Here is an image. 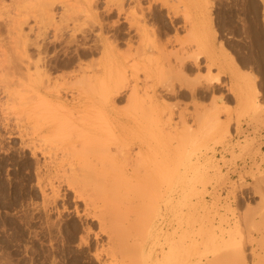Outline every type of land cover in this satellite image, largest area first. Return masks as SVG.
<instances>
[{"label":"rangeland","instance_id":"rangeland-1","mask_svg":"<svg viewBox=\"0 0 264 264\" xmlns=\"http://www.w3.org/2000/svg\"><path fill=\"white\" fill-rule=\"evenodd\" d=\"M229 1L0 0V264H264V0ZM141 144L123 252L98 209L137 197Z\"/></svg>","mask_w":264,"mask_h":264},{"label":"bare ground","instance_id":"bare-ground-1","mask_svg":"<svg viewBox=\"0 0 264 264\" xmlns=\"http://www.w3.org/2000/svg\"><path fill=\"white\" fill-rule=\"evenodd\" d=\"M204 1V0H203ZM206 1V0H205ZM221 1V0H220ZM231 1V0H230ZM229 1V2H230ZM233 1V0H232ZM25 2H27V0H25ZM218 3H219V1H218ZM216 4V3H215ZM221 4V3H220ZM232 4H234V3H232ZM207 5V4H206ZM210 5V4H209ZM216 5H218L219 6V4H216ZM217 6V7H218ZM206 7V6H205ZM226 7V6H225ZM224 7V8H225ZM229 7V6H228ZM227 7V8H228ZM18 8H19V10L20 11H22V9H23V5H22V3L21 2H19V5H18ZM49 9V8H48ZM210 9V8H209ZM248 9V8H247ZM240 10V9H239ZM120 12H121V10H119ZM23 12V11H22ZM47 13V17L49 18V19H52V18H55L54 16H53V11H52V8H51V10L50 11H47L46 12ZM217 13V14H216ZM215 13V15H216V19H215V23H216V27H217V30H218V34H221L222 32H223V29H224V21H223V19H224V12H223V9H222V7H218V9H217V12ZM230 14V13H229ZM232 14V13H231ZM203 15H204V13H203ZM205 16V15H204ZM233 18V17H232ZM199 19V18H198ZM13 20V23H12V26H13V30H12V27H11V30L13 31V32H16V28L17 27H15V25H16V22H15V18H13L12 19ZM19 20H20V22H21V24L23 23V24H27V22H28V18H27V15H25V14H22V15H20L19 16ZM172 21V20H171ZM227 21V20H226ZM232 21V20H231ZM242 21V20H241ZM190 24H192V23H190ZM225 25H227V24H225ZM171 26H172V24H171ZM231 26H232V24H231ZM244 26V25H243ZM174 27V26H173ZM172 27V28H173ZM246 27V26H245ZM102 28V27H101ZM232 28V27H231ZM175 29V28H174ZM21 30H22V28H21ZM192 30V29H191ZM228 30L230 31V32H228V33H231V34H229V35H232V33L233 32H231L232 30H230V28H228ZM227 30V31H228ZM235 30V29H234ZM240 30V29H239ZM246 30V29H245ZM258 30V29H257ZM141 31V30H140ZM222 31V32H221ZM12 32V33H13ZM137 32V31H136ZM253 32V31H252ZM261 32V31H260ZM138 33V32H137ZM192 33H193V31H192ZM203 33V32H202ZM262 33V32H261ZM139 34V33H138ZM226 34V33H225ZM234 34V33H233ZM245 34V33H244ZM140 35V34H139ZM141 35H142V32H141ZM141 35H140V37H141ZM194 36V35H193ZM223 36H225V35H223ZM222 36V37H223ZM219 37H221V36H219ZM143 39V38H142ZM219 39V38H218ZM222 43V42H221ZM184 44V43H183ZM222 45V44H221ZM220 45V46H221ZM254 45V44H253ZM155 47V46H154ZM153 47V48H154ZM160 48H161V46H160ZM163 48V47H162ZM185 48V47H184ZM223 48H224V46L222 45L221 46V48L219 49V48H217L219 51H218V57L217 58H213L214 60H208V63H210V61H211V63H213L214 65H216V67L218 66L219 68H222V73H224V74H230L231 75V79H232V89H231V91H232V93H233V95L235 96V98H237V99H242V98H245V96L247 95V91L245 90V86H244V84H245V79H244V77L242 76V74L239 72V71H237V70H230V68H229V70L228 69H226L227 68V66L229 65H226L224 62H222V59H224L225 57H224V52H225V50H223ZM200 49V48H199ZM155 50H156V48H155ZM198 50V49H197ZM199 54L200 55V51L199 52H196L195 54ZM227 55V54H226ZM254 55V54H253ZM246 58V57H245ZM194 59V60H193ZM192 60L193 61H195L196 60V57L195 58H192ZM197 60H198V58H197ZM196 60V61H197ZM226 60V59H225ZM195 61V63H194V65L196 66V67H199L200 66V64H199V62L197 61L196 62ZM254 61V60H253ZM184 62V61H183ZM182 62V68L186 71H192L193 72V67H190V65H188V64H184ZM226 62L228 63V61L226 60ZM207 63V64H208ZM251 65V64H250ZM262 65V64H261ZM193 66V65H192ZM194 66V67H195ZM210 67V66H209ZM244 67V66H243ZM200 68H201V66H200ZM210 68H212V67H210ZM233 69V68H232ZM199 70V69H198ZM255 80V79H254ZM249 81V80H248ZM255 83V82H254ZM249 84V83H248ZM251 85V84H250ZM254 85V84H253ZM252 85V86H253ZM163 86V85H162ZM249 86V85H248ZM166 86H164V89H166V90H168V88L169 87H167V88H165ZM163 88V87H162ZM170 88H172V87H170ZM170 88H169V90H170ZM194 89V88H193ZM158 89H154V91H153V93H154V97H159V95H158V91H157ZM169 90H168V92H169ZM192 90V89H191ZM190 90V91H191ZM251 90V89H250ZM173 91V89L171 90V92ZM194 91V90H193ZM192 92V91H191ZM190 92V93H191ZM195 92V91H194ZM174 93V92H173ZM193 94H196V93H193ZM185 96V95H184ZM160 98V97H159ZM155 99V98H154ZM158 99V98H157ZM238 100V101H239ZM63 105V104H62ZM171 123H172V116H170L169 118H168V120H167V122L166 121H164V120H162V119H159V121L157 122V125H158V127H160V125L161 126H164V124H165V126L166 125H171ZM155 141L159 144V145H165V141H162L161 140V138L160 137H158L157 139L155 138ZM145 144H141V148H140V152L136 155H134V154H130V153H127L126 154V156H124V161H125V164H126V167H125V175L127 176V178L125 179V181H122L120 184H119V187L121 188V189H125L126 190V188H134L136 191H137V197L136 198H133V199H128V201L126 200V201H120V199H119V201L118 202H107V203H105L104 204V207H102V209L100 208V209H98L99 210V213H100V215L99 216H101V220H104L105 221V219H106V222H109L110 221V223L112 224V229L113 230H111V231H109L110 233H111V237H110V240H111V242H113L114 241V243H115V241L117 242L116 243V245H114V243H111L110 242V240H109V242L111 243V244H113L114 246H116V247H118L119 248V250H121L122 249V247H121V245H120V242H122L123 241V243H122V246L123 245H125V241L124 240H126V238H127V241H126V243H127V245H125L124 247H128V243H131L130 241H132V239L134 240L135 238H139V239H141V237H145V235H144V233H146L147 231H148V229L147 228H149V227H145L146 228V230L144 229V226L142 225V223H141V219H142V215L145 213H141V211H142V209L147 205V200H149L148 199V197H150L151 195H152V193L149 195V193H150V191L152 190V191H156L157 189L154 187V188H152L151 190H150V186H148L147 184H149L148 182H146V181H143V182H141V183H138V181L135 179V177L137 176V172H136V170L134 169V165H135V158H139V157H145L146 155H145V153L143 152V150H144V146ZM144 172V174L145 175H151L152 173L149 171V170H145V171H143ZM152 184V183H151ZM152 187V186H151ZM114 192H117L115 189H114ZM134 193V192H133ZM135 194V193H134ZM136 195V194H135ZM116 196V195H115ZM114 196V197H115ZM154 196V195H153ZM153 196H151V197H153ZM124 197L126 198L127 196H125L124 195ZM123 197V198H124ZM131 197H133V196H131ZM128 198H129V196H128ZM113 200H115V199H113ZM125 200V199H124ZM108 201V200H107ZM110 201V200H109ZM146 207H148V205L146 206ZM144 209H146V208H144ZM143 209V210H144ZM147 210V209H146ZM148 211V210H147ZM146 211V212H147ZM143 212V211H142ZM146 217V216H145ZM151 218V217H150ZM144 219V218H143ZM147 219V218H146ZM153 219V218H152ZM151 219V220H152ZM148 220V219H147ZM143 221H145V220H142V222ZM146 222V221H145ZM145 222H144V225H145ZM110 223H108V224H110ZM148 223V222H147ZM146 223V224H147ZM150 224V223H149ZM150 226V225H149ZM106 229V228H105ZM108 234V233H107ZM109 236V235H108ZM107 238H109V237H107ZM143 239V241H144V238H142ZM120 240V241H119ZM142 241V242H143ZM141 242V243H142ZM139 244H140V242H139ZM120 245V246H119ZM134 245V244H133ZM143 245V244H142ZM142 245L140 244L139 246H137V244H136V247L134 248V246L132 247L134 250H135V254L137 255L136 257H138V255H139V253H140V251H141V248H142ZM109 247H110V245H109ZM115 247V248H116ZM123 247V248H124ZM129 247H130V244H129ZM126 249V248H125ZM125 249H122V251L124 252V250ZM129 249H131V248H128V250ZM119 250H118V253L117 254H119L120 252H121V254H122V251H120L119 252ZM128 250H126V251H128ZM134 250H132L133 251V253H134ZM107 252H109V251H107ZM129 252V251H128ZM138 252V253H137ZM115 253V252H114ZM112 254V253H111ZM110 257V256H109ZM140 258V257H139ZM133 260V259H132ZM136 260V259H135ZM137 261V260H136ZM140 261V260H139ZM135 263H137V262H135Z\"/></svg>","mask_w":264,"mask_h":264}]
</instances>
